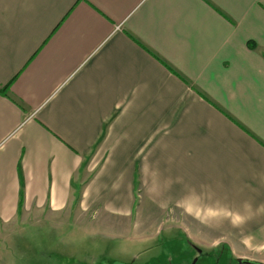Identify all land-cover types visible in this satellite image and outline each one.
<instances>
[{"label":"crops","instance_id":"1","mask_svg":"<svg viewBox=\"0 0 264 264\" xmlns=\"http://www.w3.org/2000/svg\"><path fill=\"white\" fill-rule=\"evenodd\" d=\"M93 207L264 248V0H0V254Z\"/></svg>","mask_w":264,"mask_h":264},{"label":"rangeland","instance_id":"2","mask_svg":"<svg viewBox=\"0 0 264 264\" xmlns=\"http://www.w3.org/2000/svg\"><path fill=\"white\" fill-rule=\"evenodd\" d=\"M149 208L133 207L122 217L93 207L16 227L10 235L2 233L0 264H237L238 258L264 264V248L227 235L191 237L197 228H182L177 219L157 229ZM224 238L231 242H213Z\"/></svg>","mask_w":264,"mask_h":264},{"label":"water","instance_id":"3","mask_svg":"<svg viewBox=\"0 0 264 264\" xmlns=\"http://www.w3.org/2000/svg\"><path fill=\"white\" fill-rule=\"evenodd\" d=\"M199 253H201V250L199 251ZM237 264H259L257 262H253L250 260H246V259H242V258H238L237 259Z\"/></svg>","mask_w":264,"mask_h":264},{"label":"flooded vegetation","instance_id":"4","mask_svg":"<svg viewBox=\"0 0 264 264\" xmlns=\"http://www.w3.org/2000/svg\"><path fill=\"white\" fill-rule=\"evenodd\" d=\"M194 248V250L196 251V252H198L199 253V249H196L195 247H193ZM247 260V259H246ZM251 261V260H250Z\"/></svg>","mask_w":264,"mask_h":264}]
</instances>
